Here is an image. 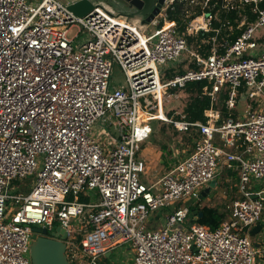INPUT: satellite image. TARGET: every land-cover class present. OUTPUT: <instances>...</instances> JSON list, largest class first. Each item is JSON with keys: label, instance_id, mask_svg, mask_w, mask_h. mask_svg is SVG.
<instances>
[{"label": "built area", "instance_id": "1", "mask_svg": "<svg viewBox=\"0 0 264 264\" xmlns=\"http://www.w3.org/2000/svg\"><path fill=\"white\" fill-rule=\"evenodd\" d=\"M167 1L205 9L210 0ZM72 2L0 0V264H32L33 227L64 230L69 264H101L121 245L133 264H254L250 234L264 210V51L253 52L264 0H223L229 9L249 5L256 19L222 53L205 57L189 51L174 23L149 32L102 3L78 16ZM212 20L205 12L185 33L206 32ZM185 53L197 69L162 80ZM114 64L125 86L110 88ZM202 80L211 103L226 91L228 111L246 98L243 114L220 124L213 108L205 123L167 117L164 98ZM153 120L200 139L147 186L137 154ZM223 166L237 173L241 198L213 230L189 222L190 207ZM38 168L29 192L9 193Z\"/></svg>", "mask_w": 264, "mask_h": 264}, {"label": "rangeland", "instance_id": "2", "mask_svg": "<svg viewBox=\"0 0 264 264\" xmlns=\"http://www.w3.org/2000/svg\"><path fill=\"white\" fill-rule=\"evenodd\" d=\"M59 1L63 4H67L71 0H59ZM97 1L98 0H90V2L92 3H98ZM148 27H149L148 30H150L149 32L156 29L151 25H149ZM259 31L260 33H264V28L260 29ZM76 32H77V28L73 27L71 28L69 35H74ZM84 36H85V32L79 35V39L83 38ZM185 54L183 56L185 62L184 64H181L179 66L183 71L188 69L189 64L192 63V59L190 60L189 57H187V54L186 55ZM166 67H171V66L168 65ZM179 67L177 64L172 65V68L174 70H178ZM122 86H125V76L121 71L120 67L117 64H114L112 67L110 88L122 87ZM185 101H186L185 94L181 91H178L174 93V95H172L171 98H167V97L164 98L163 111L171 112L173 113L172 116H177V114L182 113ZM244 105H246L245 102L241 101L237 107L238 111L242 112L245 107ZM157 120L147 122L150 129L152 130V135L149 138V140H147V142L143 145L145 146L144 148H146L150 145H154V143L157 141L154 147V149L156 150L155 155L158 154V152L159 153L162 152L163 163L161 162L157 163L158 161L157 155L156 156L153 155L152 164L149 163L151 159L150 161L148 160V162H146L148 163V166L150 168L146 173V175L141 180L146 185H149V183L152 181L155 182L162 173L168 172L174 166L173 163L175 162V160H178L179 158L188 154L193 149L192 145L199 141L196 140V136H195L196 131L191 130V132L189 133H179L175 131L170 124ZM99 129L100 127L97 125V127L93 130V136L101 140L103 136L98 137L96 135ZM110 130L114 135L117 134L114 126H111ZM142 153L143 152L141 149L138 155ZM39 169L40 168H38V170L33 172L32 174L27 175L17 185L12 186L9 189V193L15 194L16 192L18 193L29 192L33 187V185L35 184L37 178V172L39 171ZM234 172L235 171L233 167L228 169L227 166H223L221 168L220 174L216 176V178L214 179L216 180V187L214 188L216 191H214L212 194L210 193L211 196L206 197V199H204L200 203L201 207L202 206L215 207L218 208L219 211L227 213L231 203L236 199H238L240 195L238 192L239 185H238L237 173ZM250 183H252L251 188H256L255 182L251 181ZM152 220L153 218L150 219L151 222ZM133 261H134L133 255L131 254L130 250H128L127 245H121L114 249V251L112 252L109 258L108 264H133Z\"/></svg>", "mask_w": 264, "mask_h": 264}, {"label": "trees", "instance_id": "3", "mask_svg": "<svg viewBox=\"0 0 264 264\" xmlns=\"http://www.w3.org/2000/svg\"><path fill=\"white\" fill-rule=\"evenodd\" d=\"M185 4L186 3L175 2L172 6H170L166 10V20L175 22L176 31L180 34L181 33L185 34L187 47L191 51H193L194 53L200 56L208 55V52L213 45L212 39L215 37H216L215 44H217L218 50L219 49L222 50L219 51V53H222L224 51V48L227 47V46L223 47L224 45L223 41L224 40L226 41L228 39V46L231 45L244 28V26H242L239 30L233 29L232 35L228 36V38L223 36L224 34H229L228 30H223V29L221 34L218 33L217 35L213 31H209L207 33L200 31L196 35H187L185 33L187 23L191 19L195 18V16H198L202 11L199 8V6L186 7ZM221 4H222V0H210L208 2V8L205 10L210 14H212V16L218 11L217 18L211 21L212 30L217 29L222 24L224 25L226 23H228V25L231 26H236L237 23L235 22V20L238 19V12L242 13V15L246 17L247 24L253 23L256 19V15L253 14L251 7L249 5L242 6L243 9L238 11L230 10L229 12H227L221 10L220 8ZM212 5H215L214 8H212ZM161 25L162 23L160 22L158 24V27H161ZM181 64H184V62H182ZM188 69H197V66L195 65L194 61H192V63L189 64ZM183 72L184 71L179 67L178 70H174L172 71V73H167L162 80L166 78H170L175 74H182ZM209 90H210V85L205 80L187 83L185 87L181 90H177V89L172 90L173 94L178 91L183 92L186 96V101L183 106V110L181 114H177V116H172L173 113L165 112L166 116L172 117L174 119H181L182 117L184 121L189 123H197V122L205 123L207 118L204 116V112L210 108H213V109H219L222 114V118H224L226 116V111L223 102L226 99V91L223 90L222 92H220L217 96L218 98L217 101L211 103L210 97L207 95V91ZM219 123H221V121H219L218 124ZM189 132H191V130ZM195 136H196V140L198 141L200 139V135L197 131ZM195 144L196 143L192 145L193 148L195 147ZM203 200L204 199H201L197 204L190 207L189 209L190 222H195L197 224L204 225L210 228L211 230H213L217 228L223 220H225L226 213L219 211V209L215 207H209V206L199 207V204ZM200 213L202 215L201 217H199Z\"/></svg>", "mask_w": 264, "mask_h": 264}, {"label": "water", "instance_id": "4", "mask_svg": "<svg viewBox=\"0 0 264 264\" xmlns=\"http://www.w3.org/2000/svg\"><path fill=\"white\" fill-rule=\"evenodd\" d=\"M113 10L128 18H138L143 25L152 24L159 17L166 0H109ZM92 4L88 0H76L72 2L70 9L78 16L90 10ZM216 186V180L201 191L200 199L206 198ZM256 195L252 196L255 199ZM201 213L199 217H201ZM258 227L252 229L256 233ZM30 259L32 264H69L65 254L63 239L65 232L56 228L54 232L48 233L46 228L33 227L31 229Z\"/></svg>", "mask_w": 264, "mask_h": 264}, {"label": "crops", "instance_id": "5", "mask_svg": "<svg viewBox=\"0 0 264 264\" xmlns=\"http://www.w3.org/2000/svg\"><path fill=\"white\" fill-rule=\"evenodd\" d=\"M74 2V1H76V0H71V2ZM88 1H90V0H88ZM98 3H102V4H104L106 7H109V8H111L112 10H113V8H112V6H111V4H110V1L109 0H101V1H97ZM166 2L168 3V1L166 0ZM165 4L164 5V7H163V9H162V11H161V13H160V15H159V17H157V19H156V23L155 24H147V25H142L138 20L137 21H135V23H138L141 27H142V29H144V30H147V31H150V30H148L149 29V25H151V26H153V27H155L156 29H158V28H161V27H163V26H166V25H168V24H170V23H174L175 24V22H173V21H169V20H166V10L170 7V6H168V4ZM91 4H92V6L93 5H95L96 3H92L91 2ZM185 6L187 7H191V6H189L188 4H185ZM214 6L215 5H212V8H214ZM224 6V2H223V0H222V4H221V6H220V8H221V10H224V11H227V12H229L230 10H234V11H238V10H241V9H243L242 7H238L237 9L235 8V9H229V7H227V8H224L223 7ZM199 8L201 9V13L198 15V16H195V17H198V22H201V23H204L203 22V19L205 18V12H207V11H205L207 8H205V9H203L202 8V5L201 6H199ZM210 9V8H209ZM89 10L88 9H86L84 12L85 13H87ZM217 14H218V11L213 15V19L215 20L216 18H217ZM187 15H188V12H187ZM134 19H137V18H134ZM162 23V25H161V27H158V24L159 23ZM235 22L237 23V25L236 26H231V25H228V23H226V24H222L219 28H217V29H213L212 30V25H210V27H209V29H208V31H206L205 33H207V32H209V31H213V32H215V34L217 35L218 33H220L221 34V32H222V29L223 30H228V32H229V34H224L223 36L224 37H227L228 38V36H230V35H232V33H233V29H235V30H239L243 25H246L247 24V22H246V17L245 16H243L242 15V13H239L238 12V19H236L235 20ZM188 24V23H187ZM227 27H226V26ZM176 26V25H175ZM187 26V25H186ZM227 28V29H226ZM155 30V29H154ZM186 31V30H185ZM200 32V31H199ZM204 32V31H203ZM198 33V32H197ZM197 33H195V34H191V35H196ZM188 35V34H187ZM256 42H257V49L253 52V54H255V55H257V54H259V53H261V52H263L264 51V33H260V31L256 34ZM215 40H216V37L215 38H213L212 39V42H213V45H212V47H211V49L209 50V52H208V54L214 49V50H218V47H217V44H215ZM225 41V40H224ZM223 41V43H224V45H223V47L224 46H228V39L224 42ZM221 43V42H220ZM189 49V48H188ZM189 51L190 52H193V51H191L190 49H189ZM219 51H222V50H218V52ZM194 53V52H193ZM187 54V57H189V59L191 60L192 58L190 57V55H189V53H186ZM185 54V55H186ZM205 56V55H204ZM203 56V57H204ZM207 56V55H206ZM183 60H184V57H183ZM192 61H193V59H192ZM183 62H185V60L183 61ZM187 70V69H186ZM167 73H172V71H170V72H167ZM171 93H172V91H171ZM173 94V93H172ZM174 95V94H173ZM218 99V98H217ZM241 101H243V102H245V104L246 105H244L245 107H244V110L241 112V111H238V109H237V107H238V105H239V103L241 102ZM247 106H248V101H247V99L246 98H239L238 100H237V104H236V106H235V108L233 109V110H230V111H228L226 108H225V111H226V116L227 115H231L232 117H236L237 115H241V114H243V112L245 111V109L247 108ZM209 110V109H208ZM215 110H217L218 112H219V114H220V119L216 122V123H218L219 121H222L224 118H222V114H221V112H220V110L219 109H215ZM207 111V110H206ZM165 113V112H164ZM165 115H166V113H165ZM220 124V123H219ZM148 127H149V125H148ZM149 129H150V127H149ZM150 132H151V134H150V137H151V135H152V130L150 129ZM113 135V134H112ZM149 137V138H150ZM149 138L147 139V140H149ZM147 140L145 141V142H143L141 145H140V150H139V152L141 151V149H142V154H140V155H138L139 154V152H138V154H137V157L138 158H140V159H142L145 163L146 162H148V160L150 161V159H151V161L149 162L150 164H152L153 162H152V160H153V155H155V149H154V147H155V145H156V142L154 143V145H150V146H148V147H146V148H144L145 146L143 145V144H145L146 142H147ZM143 145V146H142ZM162 149V148H161ZM163 150V149H162ZM157 155V163H163L162 162V158H163V153L161 152V153H159L158 152V154H156ZM155 155V156H156ZM161 158V159H160ZM180 159V158H179ZM178 159V160H179ZM178 160H175V162L173 163V164H176V162L178 161ZM149 166H148V163H146V172H145V174L144 175H142L141 176V180H142V178L146 175V173L148 172V170H149ZM229 169V168H228ZM233 171V170H232ZM166 173V172H165ZM165 173H162L158 178H157V180L155 181V182H150L149 183V185H147V186H151V185H153V184H155ZM235 173V172H234ZM147 177V176H146ZM237 179H238V176H237ZM151 180H152V178H151ZM216 187V186H215ZM214 191H216L215 189L211 192V194L214 192ZM208 196H211L210 194L208 195ZM207 196V197H208ZM241 198V195H239V198L238 199H240ZM203 199H206V198H203ZM238 199H236V200H238ZM201 200V199H200ZM231 206V205H230ZM199 207H201L200 206V204H199ZM229 209H230V207H229ZM229 209H228V211H227V213H226V218H227V216L229 215ZM225 218V219H226ZM153 220H154V218H153ZM152 220V221H153ZM194 220V219H193ZM189 222H190V218H189ZM204 226V225H203ZM258 227V230H257V232L256 233H252V231H251V234H250V240H251V242H252V244H253V246H254V249H255V251H256V256H255V260H254V264H264V210H263V212H262V215H261V218H260V220L257 222V224L254 226V227ZM118 247V246H117ZM116 248V247H115ZM115 248H113V250L110 252V255L109 254H107L106 256H104L103 258H102V260H101V264H108V261H109V258H110V256H111V254H112V252L114 251V249ZM128 250H129V248H128Z\"/></svg>", "mask_w": 264, "mask_h": 264}, {"label": "bare ground", "instance_id": "6", "mask_svg": "<svg viewBox=\"0 0 264 264\" xmlns=\"http://www.w3.org/2000/svg\"><path fill=\"white\" fill-rule=\"evenodd\" d=\"M159 97L161 98V94H159ZM162 113V112H161ZM140 117L143 119V120H145L146 118H145V116L140 112ZM162 116H164L163 114H160V117H162Z\"/></svg>", "mask_w": 264, "mask_h": 264}]
</instances>
